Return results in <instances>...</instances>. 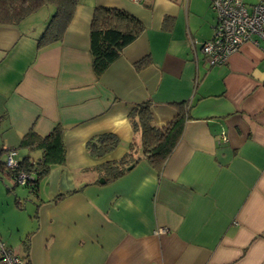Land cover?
<instances>
[{
  "label": "crops",
  "instance_id": "obj_1",
  "mask_svg": "<svg viewBox=\"0 0 264 264\" xmlns=\"http://www.w3.org/2000/svg\"><path fill=\"white\" fill-rule=\"evenodd\" d=\"M96 6L145 24L101 77L89 38ZM52 13L0 23L2 160L29 130L58 124L67 149L38 197L0 170V253L4 243L30 264H264V49L245 43L210 66L201 47L215 33L210 0H80L63 39L39 47ZM144 57L151 64L139 71ZM145 100L157 126L188 104L181 139L161 172L141 161L105 181L95 167L125 155L129 112ZM103 132L122 144L93 157L86 142Z\"/></svg>",
  "mask_w": 264,
  "mask_h": 264
},
{
  "label": "trees",
  "instance_id": "obj_2",
  "mask_svg": "<svg viewBox=\"0 0 264 264\" xmlns=\"http://www.w3.org/2000/svg\"><path fill=\"white\" fill-rule=\"evenodd\" d=\"M79 2L80 0H0V23L17 24L42 7L53 6V13L38 38L39 47H43L63 39ZM214 13L216 16L215 11ZM144 30V22L130 11L114 6H96L91 19L89 38L93 70L97 77H101L107 68L122 56L124 48ZM150 64L151 58L144 57L135 63V67L140 71ZM188 113L187 103L178 104L174 118L163 126H157L154 123L151 101L136 103L129 112L134 136L127 152L118 160L103 161L95 170L108 182L121 178L141 161H146L161 172L181 139ZM121 144L122 140L117 134L103 132L91 137L86 142V148L91 156L104 158ZM20 148L28 149L29 154L20 159L15 168L7 166L6 160L1 158L3 151L0 150V170L6 171L15 185L30 188L38 197L40 185L51 169L66 162L64 127L58 124L47 134L31 129L15 149ZM21 172L28 175L24 184L19 181ZM74 191L76 190L58 194L56 199ZM16 203L18 206L23 205L20 199H17Z\"/></svg>",
  "mask_w": 264,
  "mask_h": 264
},
{
  "label": "built area",
  "instance_id": "obj_3",
  "mask_svg": "<svg viewBox=\"0 0 264 264\" xmlns=\"http://www.w3.org/2000/svg\"><path fill=\"white\" fill-rule=\"evenodd\" d=\"M139 1V0H136ZM216 12L215 33L202 43V52L210 66L226 64L232 54L245 43H252L264 49V1L249 9L244 0H210ZM17 151H8L7 166L18 165ZM28 175L21 172L20 183L24 184ZM0 264H30L24 257L12 253L1 243Z\"/></svg>",
  "mask_w": 264,
  "mask_h": 264
},
{
  "label": "rangeland",
  "instance_id": "obj_4",
  "mask_svg": "<svg viewBox=\"0 0 264 264\" xmlns=\"http://www.w3.org/2000/svg\"><path fill=\"white\" fill-rule=\"evenodd\" d=\"M20 149H22V148H20ZM19 190H21V187H19ZM27 194H29V193H27ZM28 205H30L31 204V202L30 201H27L26 202Z\"/></svg>",
  "mask_w": 264,
  "mask_h": 264
},
{
  "label": "water",
  "instance_id": "obj_5",
  "mask_svg": "<svg viewBox=\"0 0 264 264\" xmlns=\"http://www.w3.org/2000/svg\"><path fill=\"white\" fill-rule=\"evenodd\" d=\"M104 182V180H102Z\"/></svg>",
  "mask_w": 264,
  "mask_h": 264
}]
</instances>
